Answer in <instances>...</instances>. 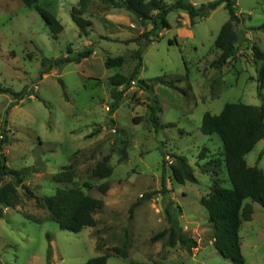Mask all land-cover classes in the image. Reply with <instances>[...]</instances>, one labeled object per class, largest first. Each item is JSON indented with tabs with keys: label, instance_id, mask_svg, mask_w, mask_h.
<instances>
[{
	"label": "rangeland",
	"instance_id": "1",
	"mask_svg": "<svg viewBox=\"0 0 264 264\" xmlns=\"http://www.w3.org/2000/svg\"><path fill=\"white\" fill-rule=\"evenodd\" d=\"M161 1L170 5L176 0ZM186 1L198 6L209 0ZM231 1L238 38L233 56L221 68L211 62L220 52L214 40L228 19L225 3L194 17L193 23L186 11L170 10L169 28L141 49L138 78L151 82L160 76L172 86L153 82L147 93L134 81L121 85V98L111 113L109 77L129 76L137 61L134 53L145 41L142 34L152 27L150 21L142 24L122 7L90 0L83 13L90 25L83 34L70 15L78 0H38L63 25L54 38L34 9L21 0H0V87L9 90L0 92V139L1 134L6 138L0 154L8 167L37 168L24 176L33 196L17 186L15 205L2 207L0 264H84L104 253L109 255L106 264H230L213 246V226L199 200L209 194L214 180L225 188L231 183L219 136L202 133L200 125L204 112L217 114L226 102L261 104L257 94L261 62L254 59L251 47L264 51L260 28L264 0ZM87 47L92 53L80 62L39 74L42 57L56 58L69 55L68 49L75 53ZM115 56H122L123 64L106 68L105 58ZM12 92L24 96L16 99ZM261 93L264 100V85ZM148 97L157 99L155 125L149 119ZM171 153L187 157L195 182L174 180ZM104 158L112 172L101 179L93 169ZM245 160L264 171V138ZM66 166L73 171V180L55 182L53 175ZM11 179L5 175L0 184ZM104 182L109 188L102 194L97 186ZM64 186L79 187L104 200V207L94 213L93 227L74 232L51 220L42 199ZM145 193L152 194L139 202ZM168 201L177 229L194 239L195 247L169 246L167 235L151 240L168 226L164 212ZM252 208L251 220L243 221L239 230L244 264H264V208L257 202ZM126 236L127 254L121 257L114 247H120Z\"/></svg>",
	"mask_w": 264,
	"mask_h": 264
},
{
	"label": "trees",
	"instance_id": "2",
	"mask_svg": "<svg viewBox=\"0 0 264 264\" xmlns=\"http://www.w3.org/2000/svg\"><path fill=\"white\" fill-rule=\"evenodd\" d=\"M22 3L34 9L44 20L49 28L52 37L63 30V25L58 18L48 9L39 4L38 0H21ZM113 7H122L131 12L142 24L150 21L151 29L143 32L145 39L142 46L135 51L137 59L135 66L129 76L121 73H114L109 77L111 84L110 94L113 98L109 112H113L121 98L122 90H118L121 85H128L134 81L136 85L147 93H151L153 82L165 83L172 86L162 77H154L151 82H146L138 78L142 66L141 49L152 41V36H157L158 32L164 28H169L166 14L173 9H180L187 12L190 22L193 18L208 14L211 10L217 8L221 3H225L228 11V19L221 25L218 34L214 40V45L220 50L218 56L211 62L214 68H221L225 62L233 56L237 34L233 29L232 22H237L238 17L235 12V5L231 0H209L198 6L186 0H176L170 5H165L161 0H103ZM90 0H78L77 6L70 10L71 19L83 34L87 33V27L90 21L83 17V13ZM260 28H264L261 25ZM252 54L255 60L261 62L258 70L257 94L262 102L259 105L246 104L240 101L226 102L219 113L213 114L204 112L202 115L200 130L204 134H217L222 143V154L227 177L231 183L230 188L220 185L219 181L214 180L210 192L207 196L200 198V204L205 208L208 218L213 226V246L222 256L226 257L230 264H244V256L241 250L239 230L243 221L251 220L253 214L252 202L259 203L264 208V171L256 166H250L246 163L245 155L252 150L254 145L264 138V100L261 89L264 85V51L256 45H252ZM69 55L56 58H41V67L39 74H46L52 67L66 62H80L87 58L91 53L90 47L80 49L73 53L67 50ZM122 56L106 57L104 66L106 68L119 67L123 64ZM125 86H123L124 88ZM6 88L0 87V92H7ZM16 99H22V92L11 93ZM149 98V97H148ZM149 119L155 125L157 124L155 112L157 110V99L149 98ZM112 121V119H111ZM165 126H174L173 123H167ZM6 142V138L1 134V145ZM173 158L170 164L171 174L178 183L185 181L195 182L196 178L192 166L189 164L185 155L171 153ZM164 159V158H163ZM37 168L33 165L14 169L8 167L4 162V156L0 154V179L7 175L12 179L6 183L0 184V216L3 215L2 207H11L15 205L17 198V186L22 187L26 193L33 196L24 183V176L36 173ZM112 172L111 166L107 165V158L97 163L93 169L94 176L106 178ZM74 173L69 166L63 167L53 175V180L59 183H68L73 180ZM162 192L165 191V183L162 180ZM109 188L108 183L104 182L97 186V189L105 194ZM152 193L142 194L141 200L147 199ZM42 203L48 210L51 220L56 222L59 227L70 231H79L84 227H93L96 224L94 213L104 207V200L86 194L79 187H58L52 195L42 199ZM132 208L130 209V213ZM168 226L157 232L151 237V240H157L167 235V244L174 246L181 244L187 248L195 247L196 241L191 237L180 232L176 227L175 212L168 201L164 208ZM128 236V234L126 233ZM125 237L120 247H114L116 255L126 257L128 248V238ZM109 255L107 253L97 255L87 259L84 264H106ZM49 259V257H48ZM131 264H155L154 262L132 261Z\"/></svg>",
	"mask_w": 264,
	"mask_h": 264
},
{
	"label": "crops",
	"instance_id": "3",
	"mask_svg": "<svg viewBox=\"0 0 264 264\" xmlns=\"http://www.w3.org/2000/svg\"><path fill=\"white\" fill-rule=\"evenodd\" d=\"M247 163V162H246Z\"/></svg>",
	"mask_w": 264,
	"mask_h": 264
}]
</instances>
